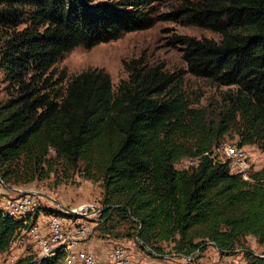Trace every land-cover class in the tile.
Segmentation results:
<instances>
[{
	"label": "trees",
	"instance_id": "1",
	"mask_svg": "<svg viewBox=\"0 0 264 264\" xmlns=\"http://www.w3.org/2000/svg\"><path fill=\"white\" fill-rule=\"evenodd\" d=\"M156 3L173 6L154 16ZM158 21L219 36L168 42L187 73L226 88L215 120L192 107L178 74L143 56L124 62L127 78L116 88L103 70L68 78L54 68L75 48ZM0 71L11 88L0 104V185L47 180L57 167L78 172L102 189V234L130 225L127 236L160 256L165 243L179 256L209 243L232 252L248 236L264 247V166L245 181L213 151L234 134L238 147L264 153V0H0ZM183 160L196 164L177 168ZM23 228L0 211V254ZM62 259L30 254L13 264Z\"/></svg>",
	"mask_w": 264,
	"mask_h": 264
},
{
	"label": "rangeland",
	"instance_id": "2",
	"mask_svg": "<svg viewBox=\"0 0 264 264\" xmlns=\"http://www.w3.org/2000/svg\"><path fill=\"white\" fill-rule=\"evenodd\" d=\"M172 6L171 3H156L154 16L168 13ZM175 34L196 39H219L217 34L209 30L158 21L148 30L124 34L113 42L99 44L91 49L75 48L59 59L54 68L56 72L65 70L68 78L87 70H103L110 76L111 82L116 88L122 80L127 78L124 62L143 56L149 66L161 63L167 72L178 74L188 98L196 102L192 107L205 109L208 121L215 120L218 114L220 94L226 88L216 87L207 80L195 78L187 73L186 65L181 59L180 48L168 43ZM10 92L9 83L6 82L3 72L0 71V104L8 98ZM223 142L237 145V137L234 134L225 135L221 143ZM243 149L250 161L252 172L260 170L264 166V153L259 151L256 146H245ZM213 151L221 158L220 151L215 148ZM184 164L182 162V167ZM101 192L99 183L82 178L78 172L65 173L57 167V174L51 175L47 180L24 186L0 185V204L18 195L29 194L34 198L37 211L41 214H44L43 209H50L57 210L58 214L62 215L61 209L70 210L88 203L101 206ZM98 217L99 215L93 216L89 221L101 220ZM80 220L81 218H78L76 221ZM91 226L93 225L91 224ZM129 227L130 225L127 224L120 225L112 231L109 239L129 247L134 253L141 252L146 258L147 254L142 250L140 244L127 236L132 233ZM100 228L101 223L94 227L88 244L94 246L96 253L102 256L104 253L102 241L107 237L102 234ZM240 246L256 253H264V247L258 246L251 236L242 239ZM208 247L209 245L205 249V258L211 253V249ZM171 248L172 245L169 243L162 244L163 255L158 258L159 260L154 262L155 259L153 261L151 256H148L151 260L146 259L153 264H174L173 261L169 263L170 260H165L171 259L168 254ZM34 252L32 245L28 244L24 238H17L7 252L0 254V264H13L20 258L30 254L35 255Z\"/></svg>",
	"mask_w": 264,
	"mask_h": 264
},
{
	"label": "built area",
	"instance_id": "3",
	"mask_svg": "<svg viewBox=\"0 0 264 264\" xmlns=\"http://www.w3.org/2000/svg\"><path fill=\"white\" fill-rule=\"evenodd\" d=\"M218 151L222 153L220 159L227 164L230 174L249 181L252 167L243 147L223 142L219 145ZM182 162L185 163L183 167ZM182 162L177 164V168L183 169L196 164V160ZM0 211L23 223L21 237L32 245L37 259L53 258L61 253L62 264H153L146 258L150 259L148 256H151L156 262L160 257L150 248L143 246L137 237L135 240L146 252V258L141 252L134 253L129 247L109 238L102 241L104 253L99 256L93 249L95 247L91 248L88 243L94 227L100 223V220L89 219L96 215L100 218L103 211L100 205L88 203L70 210L61 209L62 215H45L37 211L31 195L21 194L0 204ZM78 218H81L79 222L76 221ZM208 245L211 253L206 258L204 256L206 251L200 252L199 249L190 256L170 255L171 259L165 260H170L169 263L173 261L174 264H264V253H256L247 248L224 252L212 243ZM245 253H249L251 258H246Z\"/></svg>",
	"mask_w": 264,
	"mask_h": 264
},
{
	"label": "crops",
	"instance_id": "4",
	"mask_svg": "<svg viewBox=\"0 0 264 264\" xmlns=\"http://www.w3.org/2000/svg\"><path fill=\"white\" fill-rule=\"evenodd\" d=\"M88 245H90V244H88ZM88 245H87V246H88ZM88 247H89V246H88ZM90 247L92 248V245H90ZM93 249H94V248H93ZM94 251H95V249H94Z\"/></svg>",
	"mask_w": 264,
	"mask_h": 264
},
{
	"label": "water",
	"instance_id": "5",
	"mask_svg": "<svg viewBox=\"0 0 264 264\" xmlns=\"http://www.w3.org/2000/svg\"><path fill=\"white\" fill-rule=\"evenodd\" d=\"M1 182V181H0ZM138 238V237H137Z\"/></svg>",
	"mask_w": 264,
	"mask_h": 264
}]
</instances>
